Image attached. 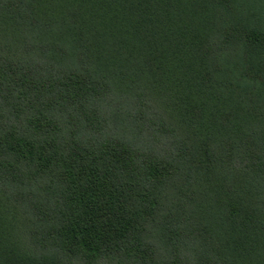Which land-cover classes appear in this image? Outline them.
Wrapping results in <instances>:
<instances>
[{
    "label": "trees",
    "instance_id": "1",
    "mask_svg": "<svg viewBox=\"0 0 264 264\" xmlns=\"http://www.w3.org/2000/svg\"><path fill=\"white\" fill-rule=\"evenodd\" d=\"M0 264H264V0H0Z\"/></svg>",
    "mask_w": 264,
    "mask_h": 264
}]
</instances>
